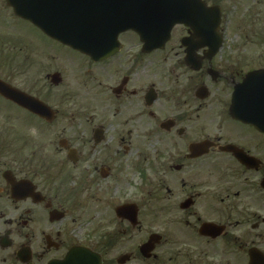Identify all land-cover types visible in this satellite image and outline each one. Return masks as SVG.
I'll use <instances>...</instances> for the list:
<instances>
[{"label":"flooded vegetation","instance_id":"af4514ba","mask_svg":"<svg viewBox=\"0 0 264 264\" xmlns=\"http://www.w3.org/2000/svg\"><path fill=\"white\" fill-rule=\"evenodd\" d=\"M196 1L106 61L11 14L0 81L54 118L0 94V264H264V0Z\"/></svg>","mask_w":264,"mask_h":264},{"label":"water","instance_id":"95a60500","mask_svg":"<svg viewBox=\"0 0 264 264\" xmlns=\"http://www.w3.org/2000/svg\"><path fill=\"white\" fill-rule=\"evenodd\" d=\"M6 1L17 17L96 61L117 53L118 36L127 31L140 37L144 51L162 48L175 25H189L193 21L196 3L194 0ZM246 80L241 89H245ZM6 89L0 82V92ZM9 93L7 97L23 107L37 109V104L25 95L15 91ZM34 112L44 115V111Z\"/></svg>","mask_w":264,"mask_h":264},{"label":"rangeland","instance_id":"374dc122","mask_svg":"<svg viewBox=\"0 0 264 264\" xmlns=\"http://www.w3.org/2000/svg\"><path fill=\"white\" fill-rule=\"evenodd\" d=\"M11 10L8 9L6 7L5 4V0H0V43L1 42H10V41H14V45H17V43L21 42L20 40V34L18 32H21L23 30V27L18 26L13 19H11ZM230 20V17H229ZM227 33L228 34H233V26L232 23L229 24V22L227 23ZM29 36L31 37H36L38 38L37 34L32 32V31H28ZM131 36L130 33L126 34L125 36L121 37V39H125L126 37ZM258 40V39H257ZM5 47V44H3ZM5 50V48H4ZM248 50H252V51H258V52H263L264 51V44L261 43V41L259 40V43L255 44L254 46H248ZM8 51V50H7ZM15 55V54H14ZM33 67H30L28 69L29 73L28 75L32 76V72L34 69H32ZM18 81H22L21 78L17 79ZM54 93V92H53ZM52 99L54 100V95H52Z\"/></svg>","mask_w":264,"mask_h":264}]
</instances>
